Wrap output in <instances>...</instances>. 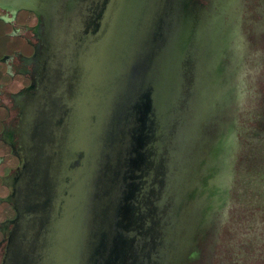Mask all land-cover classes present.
<instances>
[{
	"label": "water",
	"instance_id": "1",
	"mask_svg": "<svg viewBox=\"0 0 264 264\" xmlns=\"http://www.w3.org/2000/svg\"><path fill=\"white\" fill-rule=\"evenodd\" d=\"M240 7L0 0L12 15L34 13L44 33L39 76L19 111L23 159L1 264L197 259L205 232L226 219L236 175ZM253 212L230 218L211 264H260L264 222ZM244 222L257 234L248 260Z\"/></svg>",
	"mask_w": 264,
	"mask_h": 264
},
{
	"label": "flooded vegetation",
	"instance_id": "2",
	"mask_svg": "<svg viewBox=\"0 0 264 264\" xmlns=\"http://www.w3.org/2000/svg\"><path fill=\"white\" fill-rule=\"evenodd\" d=\"M212 0H194L196 6L206 8ZM241 32L246 52V66L243 72L245 78V102L239 114L240 133L238 135L237 164L235 165V178L230 193V205L227 210L226 219L220 227L211 232H205L204 241L200 244V254L191 264H211L217 244L226 246L224 238L228 237L229 230L225 229L230 224L232 216H249L255 209V218H262L264 222V0H239ZM3 13L1 20L6 23H16L19 14H28L34 18L33 25L23 24V29L30 32L31 36L26 43L31 48V53L21 55L15 52L13 56L6 57L8 73L16 74L25 78L27 83L16 92L22 90L18 96L9 95L12 106L4 105L6 114L0 118V264L5 248V235L11 228L10 222L16 213L11 203L7 201L12 193V179L22 165L23 151L20 133V108L23 103L30 99L31 91H26L31 82L36 84L43 50V28L38 17L28 11H19L15 15L0 9ZM14 93V94H16ZM255 213V212H253ZM253 220V219H252ZM250 220L248 223L252 222ZM246 225L244 231H249L243 240L242 254L248 260L246 254L249 252L252 235L255 229L252 223ZM264 228V226H263ZM263 228H260L262 231ZM253 229V230H252ZM264 231V230H263ZM262 231V232H263ZM232 232V230H231ZM253 232V233H252ZM221 234H225L220 238ZM257 235V234H256ZM230 236V234H229ZM259 244L264 246V236L257 235ZM213 251V252H212ZM260 264H264V248L259 251Z\"/></svg>",
	"mask_w": 264,
	"mask_h": 264
},
{
	"label": "rangeland",
	"instance_id": "3",
	"mask_svg": "<svg viewBox=\"0 0 264 264\" xmlns=\"http://www.w3.org/2000/svg\"><path fill=\"white\" fill-rule=\"evenodd\" d=\"M1 17L3 13L0 11V118L6 114L4 105L12 106L9 95L16 93L26 83L25 78L19 74L11 76L6 61L3 62L2 59L13 56L15 52L21 55L31 53V48L26 43L31 33L23 29V24L34 23V18L24 13L19 14L13 24L2 21Z\"/></svg>",
	"mask_w": 264,
	"mask_h": 264
}]
</instances>
